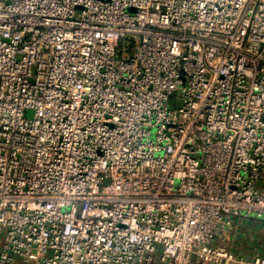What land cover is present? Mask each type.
<instances>
[{"label":"built area","instance_id":"2783aa9c","mask_svg":"<svg viewBox=\"0 0 264 264\" xmlns=\"http://www.w3.org/2000/svg\"><path fill=\"white\" fill-rule=\"evenodd\" d=\"M251 219L264 0H0V264H264Z\"/></svg>","mask_w":264,"mask_h":264},{"label":"crops","instance_id":"0c3cea01","mask_svg":"<svg viewBox=\"0 0 264 264\" xmlns=\"http://www.w3.org/2000/svg\"><path fill=\"white\" fill-rule=\"evenodd\" d=\"M221 243L241 256H264V221L251 219L236 231L227 229Z\"/></svg>","mask_w":264,"mask_h":264},{"label":"rangeland","instance_id":"374dc122","mask_svg":"<svg viewBox=\"0 0 264 264\" xmlns=\"http://www.w3.org/2000/svg\"><path fill=\"white\" fill-rule=\"evenodd\" d=\"M178 93H180V92L179 91H174L173 92V97H175L176 94H178ZM25 116L28 117V118L32 117V110H27L26 113H25Z\"/></svg>","mask_w":264,"mask_h":264}]
</instances>
